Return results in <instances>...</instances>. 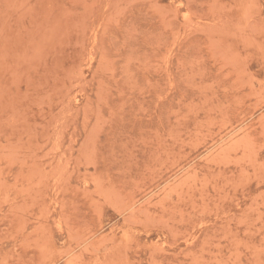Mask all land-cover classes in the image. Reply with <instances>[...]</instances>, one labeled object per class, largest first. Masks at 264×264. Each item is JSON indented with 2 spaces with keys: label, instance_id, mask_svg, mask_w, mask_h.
Returning a JSON list of instances; mask_svg holds the SVG:
<instances>
[{
  "label": "rangeland",
  "instance_id": "374dc122",
  "mask_svg": "<svg viewBox=\"0 0 264 264\" xmlns=\"http://www.w3.org/2000/svg\"><path fill=\"white\" fill-rule=\"evenodd\" d=\"M0 264H264V0H0Z\"/></svg>",
  "mask_w": 264,
  "mask_h": 264
}]
</instances>
